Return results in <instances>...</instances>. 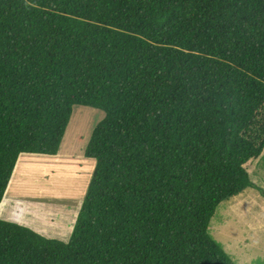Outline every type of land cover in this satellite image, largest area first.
Masks as SVG:
<instances>
[{
  "label": "trees",
  "instance_id": "16d2710c",
  "mask_svg": "<svg viewBox=\"0 0 264 264\" xmlns=\"http://www.w3.org/2000/svg\"><path fill=\"white\" fill-rule=\"evenodd\" d=\"M75 105L106 116L72 236L0 219V264H238L209 230L259 189L264 0H0V205Z\"/></svg>",
  "mask_w": 264,
  "mask_h": 264
},
{
  "label": "rangeland",
  "instance_id": "374dc122",
  "mask_svg": "<svg viewBox=\"0 0 264 264\" xmlns=\"http://www.w3.org/2000/svg\"><path fill=\"white\" fill-rule=\"evenodd\" d=\"M105 116L101 109L75 105L59 154L27 153L20 157L8 187L9 192H6L8 196L0 205V214H12L13 218L23 221L27 217L47 234H55L58 229L67 228V225L73 226L96 167V160L86 156V147L94 129ZM259 166L264 169V159ZM250 168L248 166L246 169ZM261 174L262 187L258 186L259 189L248 190L221 203L211 221L210 234L238 264H264V173ZM30 193L34 195L32 199L36 205H27L28 213L23 216L25 207H14L10 198ZM41 201L52 205H42ZM71 236L70 232L67 238Z\"/></svg>",
  "mask_w": 264,
  "mask_h": 264
},
{
  "label": "crops",
  "instance_id": "0c3cea01",
  "mask_svg": "<svg viewBox=\"0 0 264 264\" xmlns=\"http://www.w3.org/2000/svg\"><path fill=\"white\" fill-rule=\"evenodd\" d=\"M61 152V150L59 151V153ZM58 153V154H59ZM24 155V154H23ZM22 155V156H23ZM22 156H21V158H22ZM55 157H58V156H55ZM263 159H264V152H263V154L260 156V157H258V158H255V159H252V160H250L248 163H247V165L245 166L246 168L248 167V166H250L251 168L250 169H247L248 170V172H249V174H250V177H251V179H252V181L255 183V184H257V186H260V187H262L260 184L262 183V180H263V175L261 174L262 172L264 173V169L261 167V166H259V164L261 163V162H263ZM20 161V160H19ZM11 184V183H10ZM9 188H10V186H9ZM8 192H9V189H8ZM38 194H36V196H37ZM8 195H6L5 196V198L7 197ZM18 196V197H17ZM27 196H29V197H27ZM32 196H34V195H32L31 193L30 194H21V195H14V196H12L10 199V201H11V203H13V205H14V207L15 206H17V205H19V206H21V205H23V216H24V214L27 212L28 213V210H27V205H36L35 203H36V201H34L33 199H32ZM248 196V195H247ZM246 196V197H247ZM27 197V198H26ZM245 197V198H246ZM4 198V199H5ZM43 199V198H42ZM4 201V200H3ZM256 201V200H255ZM37 202H39V201H37ZM3 203V202H2ZM49 202H40V204H42V205H47V206H50L51 207V205H52V203H50V204H48ZM2 205V204H1ZM13 211V209H11V207H10V212H12ZM8 215V214H7ZM11 216H6V214H4V215H1L0 214V218H3V219H6V220H9V221H13V222H17V223H19V224H22V225H26V226H29V227H31V228H33V230H36V231H38V232H40V233H43L44 235H47L48 237H50V238H54V237H57V238H59V239H63V240H69L67 237H68V234L71 232L72 233V230H73V227H74V224H73V226L72 225H67V228H60V229H58L57 231V233H55V234H47L46 232H45V230L44 229H42L40 226H38L33 220H30V219H28L27 217H25V219H24V221L23 220H17V218H13V216H12V214H10ZM54 221V220H53ZM55 222V221H54ZM54 222H52V223H54ZM70 228H72V230L70 231V232H67V230L68 229H70Z\"/></svg>",
  "mask_w": 264,
  "mask_h": 264
},
{
  "label": "bare ground",
  "instance_id": "6f19581e",
  "mask_svg": "<svg viewBox=\"0 0 264 264\" xmlns=\"http://www.w3.org/2000/svg\"><path fill=\"white\" fill-rule=\"evenodd\" d=\"M21 163V162H20ZM22 164V163H21ZM19 167V166H18ZM2 210H3V208H2Z\"/></svg>",
  "mask_w": 264,
  "mask_h": 264
}]
</instances>
